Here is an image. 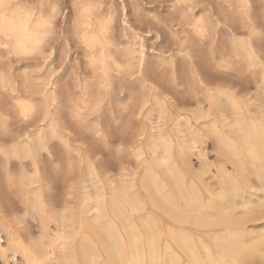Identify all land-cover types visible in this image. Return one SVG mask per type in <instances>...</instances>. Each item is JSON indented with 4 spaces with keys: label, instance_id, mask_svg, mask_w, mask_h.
<instances>
[{
    "label": "bare ground",
    "instance_id": "bare-ground-1",
    "mask_svg": "<svg viewBox=\"0 0 264 264\" xmlns=\"http://www.w3.org/2000/svg\"><path fill=\"white\" fill-rule=\"evenodd\" d=\"M113 2L70 0L66 13L64 0H0V55L26 60L22 92L0 70V89L26 123L10 135L9 120L0 111V155L21 166L16 174L4 169V177L17 188L22 206L18 213L0 200V231L6 235L0 260L6 263L17 255L23 264H264V33L254 20V4L259 3L264 16V0H218L216 16H197L193 0H182L203 61L195 62L187 53L181 74L173 58L149 62L141 37L128 33L132 26L125 5L118 10ZM121 16L123 27L117 28ZM72 42L83 52L94 80L80 86L82 98L73 113L79 128L97 142L110 144L104 115L113 107L108 99L113 73L136 86L123 103L121 98L117 102L122 114L130 111L124 129L130 135L120 146L132 150L141 169L132 181L116 184L99 175L93 158L84 156L86 133L74 139L82 145L70 149L71 128L62 122L69 94L55 88L61 74L53 80L29 75L45 67L52 73L63 70ZM164 65L175 94H168L152 73ZM220 70L253 77L255 95L248 83L219 81L214 73ZM179 77L197 111H187L189 103L175 97ZM96 79L102 92L92 91ZM207 141L216 153L214 163L208 162ZM55 142L90 164L89 180L80 178L77 184L78 213H49L41 158L46 154L55 160ZM192 157L201 163L197 170ZM67 164L70 173V156ZM27 217L38 235L25 227ZM52 223L57 228L53 235Z\"/></svg>",
    "mask_w": 264,
    "mask_h": 264
},
{
    "label": "rangeland",
    "instance_id": "rangeland-1",
    "mask_svg": "<svg viewBox=\"0 0 264 264\" xmlns=\"http://www.w3.org/2000/svg\"><path fill=\"white\" fill-rule=\"evenodd\" d=\"M69 1L70 0H64L65 6L67 8L66 13L68 12V10H70ZM109 1H114L113 3L117 6L118 10H121V6L125 5V15H127L126 21L127 24L130 25V27L132 26L131 30L128 29V33H136L141 37L143 45L145 44V52L149 57L150 63H157L158 57L163 58L165 62L173 58L179 74H181L183 69L185 68L186 61L184 59V55H186L187 53H191V55H193L195 62L202 63L203 60H201V54H199L200 49L196 46L195 37L190 31V26H188L191 21V18L188 15V11H186L187 9H182L184 6L180 7L184 4L182 3V0L181 2L180 0H176L173 2L174 4H178V8H176L175 10L171 9V6L173 4L171 0ZM136 4L137 7L135 6ZM219 5L220 4L218 3V0H193L192 7L194 8V14H196L197 16H205L207 14L209 15L210 13H214L216 16L218 13L217 11L219 9ZM258 5L259 3L256 4L255 2L254 20L258 22L264 33V16L259 11ZM135 7L137 8L136 11ZM142 11L144 14H142ZM152 16L154 17L152 18ZM116 25H118L116 26L117 28L123 27V16L118 18ZM74 45L75 42H72V49L70 51V54L68 55L69 59H67V66L63 70H55L52 73V71L48 67H45L39 72H31L29 73V75L30 77L41 76L53 80L55 77L61 74V82L59 83V85H56L55 88H58L60 91H62L63 88V90L66 92L68 91L69 94L68 99L62 107V122L66 125L69 124L68 126L71 128L70 133L65 132L68 133L67 136H69L70 138V143L72 146L70 149L72 150L74 146L82 145L80 144V142L77 143L76 141H74L75 138L78 139L81 136L79 139H82L86 136L84 143L85 146L83 147L86 151L84 153V156L89 155L93 158L92 162L94 164L96 163L95 167L99 175L104 180L110 178L111 180H114L116 184L121 180L128 182L132 181L135 177L140 175L141 169L137 166L136 160L131 155L132 150H124V147L120 146L121 144H125V142L123 141H126L127 135H130V133H124L126 124L125 121H127L126 114H128L130 111H123L122 114V107L119 106L117 102L119 101V98H121L120 103H123L122 98L127 95V92L131 88H136V86L134 83L130 84L128 81H123L120 78L121 76H117V74L113 73L112 88H114V90H112V93L110 94L111 96L109 95L110 97L108 98L109 100L111 99V102L113 103V107L110 110L111 114L113 113V115L110 114L109 109L104 115V119L106 120L105 124L108 127L109 132L107 140L110 144L106 147L100 142H97L95 140V137L91 133H88L89 131H87L85 128H79L76 119L77 117L75 118V114L73 113L76 104L80 105V99L82 98L81 92L79 90L80 86L94 83L91 74L92 72H90V70L86 66L87 59L85 58L81 49H75L74 47L76 45ZM262 45L264 46V42L262 43ZM25 62V59H19L14 55L10 57L7 55H0V70L3 71L5 75H8L12 79H14L16 83L15 86H17L18 90H20L21 92L24 89L23 83H25ZM55 66L58 68V62H55ZM160 68L161 69H158L157 71H155L154 69L156 68H154L152 71L153 75H155V77L158 76L161 78V85H163V89L165 88L169 90L167 92L168 94L170 92L175 94V87H173L169 76L165 75L164 77L163 72L167 71V65H164ZM220 71V73H214V77L217 78L219 81L227 82L229 80H234L239 83V86L249 84L250 86H252V96L255 95L253 89V77L246 78L245 76H243V74H239L233 71L229 72L225 70L226 73L224 70ZM178 83L181 85L176 89L179 92L178 95L175 96L177 97V100L180 102L186 101L189 103V106H187V108L184 107L185 109H187V111H197V103H195L194 99L191 100L192 97L188 93V88L186 87V84L183 83L180 77ZM92 91H96V93L102 92L97 79L96 86H92ZM170 95L173 96L172 94ZM72 106L74 108H72ZM58 107H60V105H58ZM0 111L3 116L7 117L9 120L8 132H10V135L22 131L21 129L26 123L18 117V113L12 108V101L8 93L2 91L1 89ZM70 113L73 115H71ZM151 118V121L154 123L153 126H155L157 122L156 115ZM132 121L136 124L139 122V119L137 117H132ZM21 122L24 123L23 126ZM3 138L7 139L8 136H3ZM55 144L57 145V142H55L54 146L51 148V152L55 160L51 161L46 157V154L44 153L43 157L41 158V170L45 178L44 184L45 186L47 185V190L45 191L44 196L46 197L47 204L50 206L49 213H51L52 210L55 215L63 213L65 212V210H68L69 213H78L79 198L77 197V188L79 185V179L84 178L85 180H89L88 174L90 164L89 162H87V160H82L81 162L79 160L78 154L75 151L68 152V149L66 150L62 145L56 146ZM205 144L206 151H208V162H216V153L214 152L212 144L209 141H207ZM69 156L71 157L74 165V168L71 170L72 172H70L71 174L68 173L69 170L67 168V158H69ZM192 163L196 170L199 169V167L201 166V163L197 159V157H192ZM26 167L27 171L33 172V169L28 167V165ZM4 169L5 171L7 169L10 172L16 174L20 172L21 166L16 160L13 159L9 163H6L0 155V200L7 207H13L16 209V212L21 213L20 208H22V206L18 197L17 188L15 189V186L11 182L9 183L8 181H6V178L4 177ZM88 185L91 186L90 191H93L92 185ZM106 187L108 188L109 186L106 184ZM70 190L73 191L72 196L68 195ZM27 219L28 220L26 221L25 227H27L28 231L32 234L38 235L39 231L36 228L35 222L28 217ZM50 226V233L53 235L57 230L56 224L52 223L50 224ZM1 232L2 231H0V234L6 237L5 233ZM83 233L82 231H80V235H82ZM2 263L3 260H0V264Z\"/></svg>",
    "mask_w": 264,
    "mask_h": 264
},
{
    "label": "built area",
    "instance_id": "built-area-1",
    "mask_svg": "<svg viewBox=\"0 0 264 264\" xmlns=\"http://www.w3.org/2000/svg\"><path fill=\"white\" fill-rule=\"evenodd\" d=\"M6 241V237L0 234V243H4ZM2 264H22L21 257L17 255H10L6 263Z\"/></svg>",
    "mask_w": 264,
    "mask_h": 264
},
{
    "label": "snow or ice",
    "instance_id": "snow-or-ice-1",
    "mask_svg": "<svg viewBox=\"0 0 264 264\" xmlns=\"http://www.w3.org/2000/svg\"><path fill=\"white\" fill-rule=\"evenodd\" d=\"M4 5L2 3H0V7H3Z\"/></svg>",
    "mask_w": 264,
    "mask_h": 264
}]
</instances>
